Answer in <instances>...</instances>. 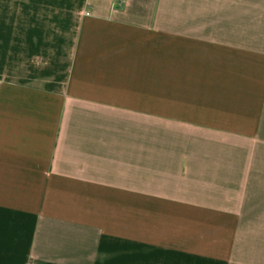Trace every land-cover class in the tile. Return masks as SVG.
Returning <instances> with one entry per match:
<instances>
[{
    "label": "crops",
    "instance_id": "crops-1",
    "mask_svg": "<svg viewBox=\"0 0 264 264\" xmlns=\"http://www.w3.org/2000/svg\"><path fill=\"white\" fill-rule=\"evenodd\" d=\"M0 264H264V0H0Z\"/></svg>",
    "mask_w": 264,
    "mask_h": 264
}]
</instances>
